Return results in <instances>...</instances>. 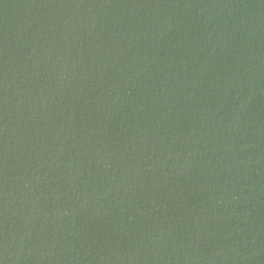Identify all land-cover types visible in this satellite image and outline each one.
<instances>
[{"label": "water", "instance_id": "1", "mask_svg": "<svg viewBox=\"0 0 264 264\" xmlns=\"http://www.w3.org/2000/svg\"><path fill=\"white\" fill-rule=\"evenodd\" d=\"M0 264H264V0H0Z\"/></svg>", "mask_w": 264, "mask_h": 264}]
</instances>
